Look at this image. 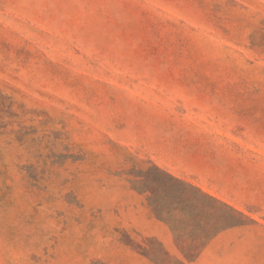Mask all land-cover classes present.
<instances>
[{
	"label": "rangeland",
	"instance_id": "374dc122",
	"mask_svg": "<svg viewBox=\"0 0 264 264\" xmlns=\"http://www.w3.org/2000/svg\"><path fill=\"white\" fill-rule=\"evenodd\" d=\"M0 264H264V0H0Z\"/></svg>",
	"mask_w": 264,
	"mask_h": 264
},
{
	"label": "trees",
	"instance_id": "16d2710c",
	"mask_svg": "<svg viewBox=\"0 0 264 264\" xmlns=\"http://www.w3.org/2000/svg\"><path fill=\"white\" fill-rule=\"evenodd\" d=\"M156 171L161 174L164 175L165 178H167L168 182L172 183V192H173V199L175 202H177L178 204H186L189 207V215L192 216L194 209H190L193 206L194 207H199L197 206L198 204H196L195 200L198 196L203 197L204 199L212 202L213 204L216 205H222L224 207L229 208L231 211L236 212L239 215H242L241 213L233 210L232 208H230L229 206H227L226 204L222 203L221 201H219L218 199L208 195L207 193L203 192L200 188L184 182L183 180H180L178 178L173 177L172 175L168 174L167 172H165L164 170L155 167ZM178 211V208H172L171 210L168 211L169 215H171L172 213H176ZM243 216V215H242ZM157 217L161 220H163L162 216L157 213ZM206 219V225H211V231L207 233L206 235H203L202 237V241L201 242H195L192 244V249L187 250V252H185V257L189 260L192 261L193 259L196 258V256L204 249V247L208 244V242L214 238L218 232H220V230L217 227V224H215V221L213 220V217L207 216ZM170 226V225H169ZM171 228V226H170ZM177 248L182 252L181 248L177 246Z\"/></svg>",
	"mask_w": 264,
	"mask_h": 264
}]
</instances>
